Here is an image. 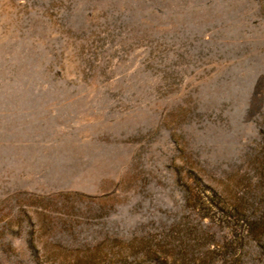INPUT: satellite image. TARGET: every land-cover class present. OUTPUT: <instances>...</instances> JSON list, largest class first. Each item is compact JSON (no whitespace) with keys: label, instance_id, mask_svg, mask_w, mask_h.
I'll list each match as a JSON object with an SVG mask.
<instances>
[{"label":"rangeland","instance_id":"rangeland-1","mask_svg":"<svg viewBox=\"0 0 264 264\" xmlns=\"http://www.w3.org/2000/svg\"><path fill=\"white\" fill-rule=\"evenodd\" d=\"M0 264H264V0H0Z\"/></svg>","mask_w":264,"mask_h":264}]
</instances>
